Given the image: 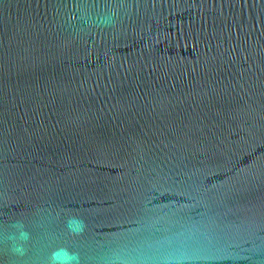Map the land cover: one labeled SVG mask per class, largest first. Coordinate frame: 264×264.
Listing matches in <instances>:
<instances>
[{"label":"water","instance_id":"obj_1","mask_svg":"<svg viewBox=\"0 0 264 264\" xmlns=\"http://www.w3.org/2000/svg\"><path fill=\"white\" fill-rule=\"evenodd\" d=\"M60 247L264 264V0H0V264Z\"/></svg>","mask_w":264,"mask_h":264},{"label":"clouds","instance_id":"obj_2","mask_svg":"<svg viewBox=\"0 0 264 264\" xmlns=\"http://www.w3.org/2000/svg\"><path fill=\"white\" fill-rule=\"evenodd\" d=\"M73 225H79V230L75 231L72 227ZM84 227L83 220L79 218L73 217L68 221V229L73 235H80L84 231ZM81 260L82 258L79 251L60 247L51 253L49 264H81Z\"/></svg>","mask_w":264,"mask_h":264}]
</instances>
